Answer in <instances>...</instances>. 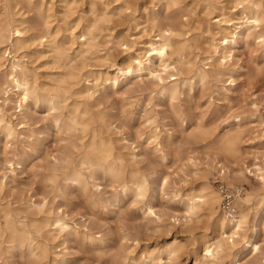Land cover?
<instances>
[{
    "label": "clouds",
    "instance_id": "obj_1",
    "mask_svg": "<svg viewBox=\"0 0 264 264\" xmlns=\"http://www.w3.org/2000/svg\"><path fill=\"white\" fill-rule=\"evenodd\" d=\"M0 264H264V0H0Z\"/></svg>",
    "mask_w": 264,
    "mask_h": 264
}]
</instances>
